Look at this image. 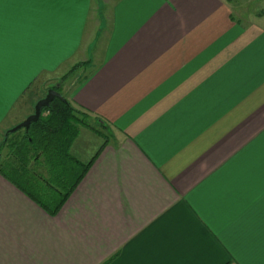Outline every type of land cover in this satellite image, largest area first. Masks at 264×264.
<instances>
[{"label": "crops", "instance_id": "0c3cea01", "mask_svg": "<svg viewBox=\"0 0 264 264\" xmlns=\"http://www.w3.org/2000/svg\"><path fill=\"white\" fill-rule=\"evenodd\" d=\"M231 2L4 5L32 35L10 70L6 35L0 144L82 63L67 99L111 134L81 128L95 160L56 215L0 172V264H264V11Z\"/></svg>", "mask_w": 264, "mask_h": 264}, {"label": "trees", "instance_id": "16d2710c", "mask_svg": "<svg viewBox=\"0 0 264 264\" xmlns=\"http://www.w3.org/2000/svg\"><path fill=\"white\" fill-rule=\"evenodd\" d=\"M84 65L79 64L71 71ZM53 89L63 96L60 86ZM63 97L68 102L56 99L50 107L43 109L40 120L33 123L29 130L4 136L0 144V155L4 149H8L11 159L1 166L0 172L16 186L29 189L28 194L51 215L60 211L95 160L92 158L88 163H81L71 154L81 128H90L105 138L101 131L91 127L88 113ZM96 124L103 129L109 128L103 121L97 120ZM33 164L42 166L47 175L32 167ZM68 174L76 177L71 184H66ZM35 188L42 193L34 195L31 190Z\"/></svg>", "mask_w": 264, "mask_h": 264}, {"label": "rangeland", "instance_id": "374dc122", "mask_svg": "<svg viewBox=\"0 0 264 264\" xmlns=\"http://www.w3.org/2000/svg\"><path fill=\"white\" fill-rule=\"evenodd\" d=\"M231 3H232V6H233L235 12L241 13L243 15L244 14L245 15H248V14L250 15V13L257 12V11H260V10L264 11V0H232ZM253 17H252V19H253ZM78 70L79 69H77L75 71H70V72L66 73L64 76L60 77L58 80H51L48 83L43 84V85H41L40 83H37L27 93L25 99H23L20 102V104L18 106V109L25 108V107L29 106L30 107L29 115L33 114L34 113L35 103L38 102L40 99L44 98L46 96V94H47L49 89H53V87H56V86H60L61 87V89H59L60 92L63 94V96H65L67 98V96H68L67 90L64 89L63 87L67 83L73 82V80L77 79ZM21 118L19 120H21ZM22 120H24V118ZM89 124L91 125V127H94L95 129L101 131L103 133V135L105 136V138H104V137L98 135L96 132H94L90 128L84 127L85 129L88 130L87 131L88 132L87 135H89V137H91L92 140L99 141L98 139H100V141H103V140H106V139L110 138V134H111L110 130L109 129H103L100 126H98L96 124V121L94 120V118H92V117L89 118ZM0 156H1V159H0V168H1L2 165H4L9 160H11L10 157H9V150L8 149H4ZM31 166L35 167L40 173L46 174V172H45V170H44V168L42 166L35 165V164H33ZM75 179H76L75 176H73V175L71 176V174H68V177L66 176V184L67 183L71 184L72 182L75 181ZM52 183H53V185L56 184L55 181H53Z\"/></svg>", "mask_w": 264, "mask_h": 264}, {"label": "snow or ice", "instance_id": "6c2138e0", "mask_svg": "<svg viewBox=\"0 0 264 264\" xmlns=\"http://www.w3.org/2000/svg\"><path fill=\"white\" fill-rule=\"evenodd\" d=\"M51 2L69 3L75 2V0H0V107H2L3 82L6 72V35L10 45V54L7 62L10 70L13 59L25 51L32 35L31 20L24 8L29 5ZM6 3L24 6V8H22L15 19L6 20L4 14V5Z\"/></svg>", "mask_w": 264, "mask_h": 264}, {"label": "water", "instance_id": "95a60500", "mask_svg": "<svg viewBox=\"0 0 264 264\" xmlns=\"http://www.w3.org/2000/svg\"><path fill=\"white\" fill-rule=\"evenodd\" d=\"M56 99H59L65 103L68 102L56 89H49L46 96L40 99L35 104L34 113L29 115L23 122H21L17 126L9 129L6 132L5 136L7 137L9 134L16 133L20 130H29L33 123H37L40 120L43 109L50 107V105Z\"/></svg>", "mask_w": 264, "mask_h": 264}]
</instances>
